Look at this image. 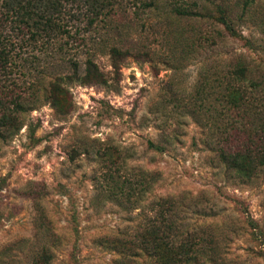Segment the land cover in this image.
Masks as SVG:
<instances>
[{
    "label": "rangeland",
    "instance_id": "374dc122",
    "mask_svg": "<svg viewBox=\"0 0 264 264\" xmlns=\"http://www.w3.org/2000/svg\"><path fill=\"white\" fill-rule=\"evenodd\" d=\"M244 1L114 0L99 15L73 6L63 37L17 72L33 86L20 129L0 139V264L45 254L51 264H152L130 241L157 227L203 241L214 260L192 264H264V169L240 181L208 141L225 84L264 92V0ZM88 58L103 82L73 77ZM236 64L247 67L239 82L228 73ZM55 78L66 90L56 107Z\"/></svg>",
    "mask_w": 264,
    "mask_h": 264
},
{
    "label": "trees",
    "instance_id": "16d2710c",
    "mask_svg": "<svg viewBox=\"0 0 264 264\" xmlns=\"http://www.w3.org/2000/svg\"><path fill=\"white\" fill-rule=\"evenodd\" d=\"M79 1L81 0H0L1 140L20 129V115L24 112L23 101L26 99L23 92L33 86V82L29 85L19 83L17 72L20 70L21 76L24 75L22 70L27 68V56L32 51L41 49L46 42L55 40L57 36L63 37V33L67 32L65 26L75 13L73 6H77ZM82 1L89 4L95 15L109 10L114 3V0ZM243 3V7L250 4L248 0ZM216 10V20L228 28V10L222 5H216ZM120 54L116 48L111 50L115 60L113 67H116ZM84 64V74L80 77L78 67L74 65L73 77L85 84L103 82L102 73L93 59H86ZM228 73L239 82L247 78V67L236 64ZM250 86L255 85L250 83ZM47 89L48 101L56 107L58 98L66 93L61 79L49 81ZM258 92L249 89L242 92L235 87L228 88L225 84L220 98L222 108L216 110V113L222 112L223 123H215L209 130L208 141L216 153V158L243 182L252 181L260 170L264 169V92L257 94ZM148 146L156 148L151 142H148ZM165 200L156 202L161 217ZM168 218L171 224L180 228L177 214ZM130 243L140 245L141 249L148 253L152 264H192L203 260L205 254L201 247L203 241L195 243L188 237L179 240L178 236L159 227L138 233ZM209 256L210 258L204 259L214 260V255ZM50 259L51 257L45 254L43 264H51Z\"/></svg>",
    "mask_w": 264,
    "mask_h": 264
}]
</instances>
